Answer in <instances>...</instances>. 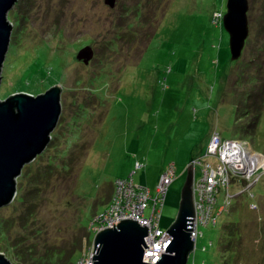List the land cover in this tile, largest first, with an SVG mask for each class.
<instances>
[{"label":"rangeland","instance_id":"374dc122","mask_svg":"<svg viewBox=\"0 0 264 264\" xmlns=\"http://www.w3.org/2000/svg\"><path fill=\"white\" fill-rule=\"evenodd\" d=\"M225 10L226 0H16L0 98L62 90L49 143L0 207V252L12 264H76L114 181L131 177L155 194L171 166L158 219L166 230L189 162L215 158L206 155L214 132L244 141L259 163L217 193V221L198 225L188 264H264V0H248L236 60L217 15ZM88 45L84 63L77 53ZM231 223L241 235L230 260L221 247Z\"/></svg>","mask_w":264,"mask_h":264},{"label":"water","instance_id":"95a60500","mask_svg":"<svg viewBox=\"0 0 264 264\" xmlns=\"http://www.w3.org/2000/svg\"><path fill=\"white\" fill-rule=\"evenodd\" d=\"M16 0H0V82L1 71L8 50L12 23L7 17ZM113 6L115 0H105ZM248 0H226L222 24L229 34L230 57L241 55L248 34ZM93 56L92 48L82 47L77 59L87 63ZM61 86L55 84L36 95L14 92L0 98V207L8 205L16 195V178L23 166L32 161L47 146L61 112ZM193 167L186 168L181 188L179 209L175 220L165 230L171 240L165 252L152 263L143 260L144 236L147 226L131 218L120 219L112 227L95 232L92 264H187L194 247L191 236L193 203ZM0 264H12L0 252Z\"/></svg>","mask_w":264,"mask_h":264},{"label":"built area","instance_id":"2783aa9c","mask_svg":"<svg viewBox=\"0 0 264 264\" xmlns=\"http://www.w3.org/2000/svg\"><path fill=\"white\" fill-rule=\"evenodd\" d=\"M217 15L222 18L221 12ZM209 142L206 155H212L215 158L203 161L198 157L191 161L194 168L195 164H201L200 177L195 178L194 169L193 178L195 213L191 220V236L194 245L198 225H205L209 222L216 223L217 210L219 209V207H217L218 209L215 207L216 196L221 188L229 186L231 175L246 178L259 163L257 159L254 163L250 161V156L254 159L257 155L248 152L245 142L240 139H224L214 132L211 134ZM172 168L169 166L162 173L155 194H151L148 188L135 184L131 177L117 178L113 183V193L109 205L102 213L95 215L91 221L93 231L97 232L102 228L112 227L113 223L116 224L124 218H131L141 225H146L147 234L144 236V242L148 247L143 245V260L154 263L161 252H165V247L171 240L169 233L158 225V219L167 185L173 176ZM228 197L227 193L226 200ZM147 208L150 209L148 216L145 214ZM93 247V244L88 246L76 264H92Z\"/></svg>","mask_w":264,"mask_h":264},{"label":"trees","instance_id":"16d2710c","mask_svg":"<svg viewBox=\"0 0 264 264\" xmlns=\"http://www.w3.org/2000/svg\"><path fill=\"white\" fill-rule=\"evenodd\" d=\"M257 113H255L252 117H250L249 119V122L247 123V125H245L244 127V130L245 131H248V132H251L255 129L256 127V124H257ZM71 154L73 153L72 151L70 152ZM70 155V154H69ZM71 162V161H69ZM66 164V163H65ZM67 164L69 165V163L67 162ZM63 167V166H62ZM52 168V167H51ZM50 168V169H51ZM50 169L49 172L51 171ZM22 175H20V178H21ZM112 193H113V190H112ZM17 200H20V197L17 198ZM234 223H231V227L229 229H226L227 231V236H226V239L224 241V244L222 245L221 247V250L223 253H231V255L229 256L230 257V260L233 257L234 255V252L231 250V247L232 245H234V241H236L237 239L240 238V235H241V231L240 229H236L235 228V225L233 226ZM230 226V225H229ZM233 226V227H232ZM2 232L0 231V236H1ZM193 262V261H192ZM226 261L223 262V264H225ZM194 263V262H193ZM187 264H188V261H187Z\"/></svg>","mask_w":264,"mask_h":264},{"label":"bare ground","instance_id":"6f19581e","mask_svg":"<svg viewBox=\"0 0 264 264\" xmlns=\"http://www.w3.org/2000/svg\"><path fill=\"white\" fill-rule=\"evenodd\" d=\"M249 159H250V161H251L252 163H254V162H255V159H257V157L254 158V159H252V157L250 156Z\"/></svg>","mask_w":264,"mask_h":264},{"label":"clouds","instance_id":"9594fccd","mask_svg":"<svg viewBox=\"0 0 264 264\" xmlns=\"http://www.w3.org/2000/svg\"><path fill=\"white\" fill-rule=\"evenodd\" d=\"M222 16H223V15H222ZM221 21H222V18H221ZM190 163H191V161L189 162V164H190ZM191 165H192V164H191ZM192 167H193V165H192ZM194 169H195V168L193 167V173H194Z\"/></svg>","mask_w":264,"mask_h":264},{"label":"flooded vegetation","instance_id":"af4514ba","mask_svg":"<svg viewBox=\"0 0 264 264\" xmlns=\"http://www.w3.org/2000/svg\"><path fill=\"white\" fill-rule=\"evenodd\" d=\"M5 97H2L1 99H4Z\"/></svg>","mask_w":264,"mask_h":264}]
</instances>
